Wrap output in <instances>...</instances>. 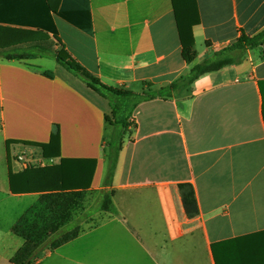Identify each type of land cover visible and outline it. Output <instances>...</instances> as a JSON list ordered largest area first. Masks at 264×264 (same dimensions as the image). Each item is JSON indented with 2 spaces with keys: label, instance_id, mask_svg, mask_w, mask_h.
I'll return each instance as SVG.
<instances>
[{
  "label": "crops",
  "instance_id": "crops-1",
  "mask_svg": "<svg viewBox=\"0 0 264 264\" xmlns=\"http://www.w3.org/2000/svg\"><path fill=\"white\" fill-rule=\"evenodd\" d=\"M197 3L191 64L182 56L172 0H0V26L46 33L44 51L63 45L104 84L142 94L187 75L241 31L264 29V0ZM48 57L54 59L0 55V264H12L24 245L14 227L41 197L60 192L15 193L11 177L19 187L18 174L62 160L96 161L93 173V163L71 168L81 171L80 182L90 180L74 191L109 193L112 208L82 210L77 236L43 250L36 264H264L255 243L264 236V46L171 98L140 102L111 176L109 101ZM57 132V157L28 144H48ZM36 151L41 165H32ZM190 191L196 214L184 207ZM236 239H246L238 243L247 252L242 262L235 244H223Z\"/></svg>",
  "mask_w": 264,
  "mask_h": 264
},
{
  "label": "trees",
  "instance_id": "trees-1",
  "mask_svg": "<svg viewBox=\"0 0 264 264\" xmlns=\"http://www.w3.org/2000/svg\"><path fill=\"white\" fill-rule=\"evenodd\" d=\"M175 12V18L178 26V32L180 37V43L182 46V56L184 60L191 64L198 55L196 50V43L194 38L193 29L201 22L200 12L198 9L197 0H172ZM52 6L55 10V5ZM50 40V36L46 33L37 31H28L22 29H14L0 26V55L7 60H31L36 58V54H25L21 52L22 47H26L31 50H46L41 44L42 42ZM58 43L61 42L59 39ZM264 46V29L254 36L247 35L244 31H241L239 38L231 45L216 52L212 57L205 59L201 63L196 64L191 71L179 78L177 81L163 87L159 90H152L144 92L142 94L134 91L120 88L111 87L104 84L100 79L91 74L86 68H84L62 45L59 50L53 52L54 59L66 70L75 76L84 80L87 85L93 90L99 92L104 98L109 101L112 109L111 117L107 116L106 121L109 125L113 126L118 131L114 134L109 143V159L110 176L114 165L117 161L118 153L120 152L123 144V136L127 133L131 124V117L134 109L138 104L144 100L154 99L157 97L171 98L173 92H181L191 87L196 80L200 77L218 71L226 66L236 64L241 58L234 56V53H244L249 49H257ZM44 76L52 79L54 73L52 71H46ZM35 147L42 149L46 158L57 157L60 150V133L57 132L52 135L51 141L48 144L28 143ZM93 163V167H89L91 173L94 172L96 161H69L62 160L58 165L46 166V167H32L25 170L23 173L18 174L17 179L21 180L19 187L15 186V176L11 177L12 190L15 193L25 192H55L66 191L69 189L88 188L90 180L82 183L75 177L81 173L79 170L75 171L71 169L77 163L81 169L80 163ZM65 168L66 174L64 172ZM65 174V175H64ZM75 179V181H74ZM27 184V186H26ZM184 207L189 214L197 213V202L195 195L192 191L184 192ZM102 208L104 211L112 208L111 194L106 193L103 197ZM24 218L22 219V221ZM69 222V214L61 215L60 219L51 227L50 234L57 233L62 227ZM20 225V224H19ZM18 226L14 227V231L18 233ZM78 234V230L66 234L63 238L53 244L51 250L60 247L62 244L73 240ZM258 235L256 238V249L259 251L258 261L264 260L261 252L264 251V236ZM23 247L11 258L12 264H36L43 253V249L38 248V244L33 240L27 238ZM246 239H236L226 243L235 244V258L242 262V258H245V248L240 247L238 243H241ZM257 264H261L257 262Z\"/></svg>",
  "mask_w": 264,
  "mask_h": 264
},
{
  "label": "rangeland",
  "instance_id": "rangeland-1",
  "mask_svg": "<svg viewBox=\"0 0 264 264\" xmlns=\"http://www.w3.org/2000/svg\"><path fill=\"white\" fill-rule=\"evenodd\" d=\"M21 52L25 54L53 55L50 51L31 50L28 48H24ZM246 52L234 53L233 55L243 58ZM46 59L48 63L57 65V62L53 58L48 57ZM117 131L118 129L115 130V133ZM30 157H32L34 161L32 165L43 164V159L37 151ZM108 157H110V155ZM103 195L104 194L100 197H96L93 193L87 191H74L73 189L46 194L41 197L35 207L25 215L24 220L20 221L18 234L24 239V244L26 240H28L27 238H29L33 240L34 243L38 244L37 250L43 249L47 251L51 249L55 242L63 238L66 234L76 230L77 222H75V219L78 215L80 216L82 214V210L89 208V212H94L98 209L102 204ZM66 213L69 214V222L57 233L50 234L51 227L60 219L61 215Z\"/></svg>",
  "mask_w": 264,
  "mask_h": 264
},
{
  "label": "built area",
  "instance_id": "built-area-1",
  "mask_svg": "<svg viewBox=\"0 0 264 264\" xmlns=\"http://www.w3.org/2000/svg\"><path fill=\"white\" fill-rule=\"evenodd\" d=\"M18 159L22 161L25 165H28L29 163V161L23 155L18 156Z\"/></svg>",
  "mask_w": 264,
  "mask_h": 264
}]
</instances>
